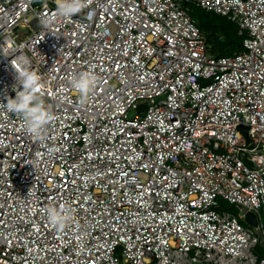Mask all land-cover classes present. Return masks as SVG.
I'll return each instance as SVG.
<instances>
[{
	"label": "built area",
	"instance_id": "2783aa9c",
	"mask_svg": "<svg viewBox=\"0 0 264 264\" xmlns=\"http://www.w3.org/2000/svg\"><path fill=\"white\" fill-rule=\"evenodd\" d=\"M189 3L236 23L244 50L213 53ZM56 9L0 0V103L26 56L55 116L37 140L0 107V264H264V0ZM85 72L86 100L70 83Z\"/></svg>",
	"mask_w": 264,
	"mask_h": 264
},
{
	"label": "clouds",
	"instance_id": "9594fccd",
	"mask_svg": "<svg viewBox=\"0 0 264 264\" xmlns=\"http://www.w3.org/2000/svg\"><path fill=\"white\" fill-rule=\"evenodd\" d=\"M91 2L92 0H57V16L71 18L89 8ZM93 15L94 12L89 11L88 18L91 19ZM29 65L30 61L26 56L17 58L16 80L22 90L14 87L15 97L9 96L6 103H0V107L6 109L8 113L19 115L23 128L40 140L46 132L47 125L55 116L43 99L40 76L31 71ZM96 82L95 75L87 72L70 78L72 87L85 100L93 92ZM47 212L48 222L59 230L66 228L72 221V213L67 206H62L59 210L51 207Z\"/></svg>",
	"mask_w": 264,
	"mask_h": 264
},
{
	"label": "trees",
	"instance_id": "16d2710c",
	"mask_svg": "<svg viewBox=\"0 0 264 264\" xmlns=\"http://www.w3.org/2000/svg\"><path fill=\"white\" fill-rule=\"evenodd\" d=\"M207 34L212 51L220 56L237 53L243 46L239 28L227 17L204 10L202 21L198 24Z\"/></svg>",
	"mask_w": 264,
	"mask_h": 264
},
{
	"label": "rangeland",
	"instance_id": "374dc122",
	"mask_svg": "<svg viewBox=\"0 0 264 264\" xmlns=\"http://www.w3.org/2000/svg\"><path fill=\"white\" fill-rule=\"evenodd\" d=\"M40 2H41V0H36V4H39ZM186 7H187V9H189V14L191 15V17H193V19H195L197 21V23L200 24V22L202 21V17H203V13H204V10L205 9L197 6L194 3H189V4L186 5ZM234 24L237 26V28H239L236 23H234ZM19 33H20V35L23 36V38H25V37H27L30 34V30L29 29H26V28H20ZM241 42H243V44H244V38L241 39ZM243 50H244V47L242 46L241 49L237 53H240ZM215 54H217V53H215ZM217 55H219V54H217ZM136 114L137 113H136L135 110H133L130 113L131 116H135ZM223 204L229 210H231V211L233 210L234 213H237L238 212V209L235 206H233L231 204H228V202H224Z\"/></svg>",
	"mask_w": 264,
	"mask_h": 264
},
{
	"label": "water",
	"instance_id": "95a60500",
	"mask_svg": "<svg viewBox=\"0 0 264 264\" xmlns=\"http://www.w3.org/2000/svg\"><path fill=\"white\" fill-rule=\"evenodd\" d=\"M248 218H249V221H251L253 224H255V225L257 224V220H256L254 214L249 213Z\"/></svg>",
	"mask_w": 264,
	"mask_h": 264
}]
</instances>
